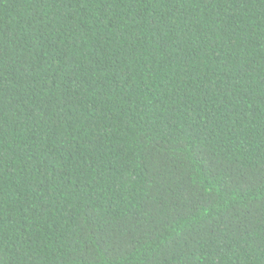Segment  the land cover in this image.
Returning a JSON list of instances; mask_svg holds the SVG:
<instances>
[{
	"label": "trees",
	"instance_id": "1",
	"mask_svg": "<svg viewBox=\"0 0 264 264\" xmlns=\"http://www.w3.org/2000/svg\"><path fill=\"white\" fill-rule=\"evenodd\" d=\"M0 264H264V0H0Z\"/></svg>",
	"mask_w": 264,
	"mask_h": 264
}]
</instances>
